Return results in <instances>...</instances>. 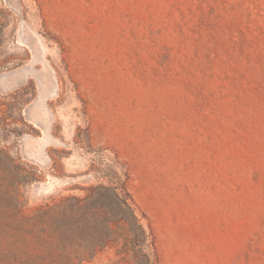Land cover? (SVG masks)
<instances>
[{"label":"rangeland","instance_id":"1","mask_svg":"<svg viewBox=\"0 0 264 264\" xmlns=\"http://www.w3.org/2000/svg\"><path fill=\"white\" fill-rule=\"evenodd\" d=\"M0 264H264V0H0Z\"/></svg>","mask_w":264,"mask_h":264},{"label":"bare ground","instance_id":"2","mask_svg":"<svg viewBox=\"0 0 264 264\" xmlns=\"http://www.w3.org/2000/svg\"><path fill=\"white\" fill-rule=\"evenodd\" d=\"M38 106H40V105H38ZM35 108V107H34ZM37 110V109H36ZM40 114V113H39ZM37 116V115H36ZM29 141H31V139L29 140ZM28 141V142H29ZM35 143H37V142H35ZM30 144V143H29ZM32 144V143H31ZM34 148V147H33ZM30 149V148H29ZM31 150H32V148H31ZM27 151V150H26ZM29 152V151H28Z\"/></svg>","mask_w":264,"mask_h":264},{"label":"trees","instance_id":"3","mask_svg":"<svg viewBox=\"0 0 264 264\" xmlns=\"http://www.w3.org/2000/svg\"><path fill=\"white\" fill-rule=\"evenodd\" d=\"M123 205H126V203L124 201H121ZM127 206V205H126Z\"/></svg>","mask_w":264,"mask_h":264}]
</instances>
